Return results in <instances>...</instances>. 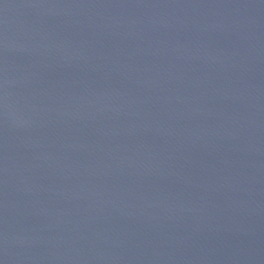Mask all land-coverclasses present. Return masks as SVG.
I'll return each mask as SVG.
<instances>
[{
	"label": "water",
	"instance_id": "95a60500",
	"mask_svg": "<svg viewBox=\"0 0 264 264\" xmlns=\"http://www.w3.org/2000/svg\"><path fill=\"white\" fill-rule=\"evenodd\" d=\"M0 264H264V0H0Z\"/></svg>",
	"mask_w": 264,
	"mask_h": 264
}]
</instances>
